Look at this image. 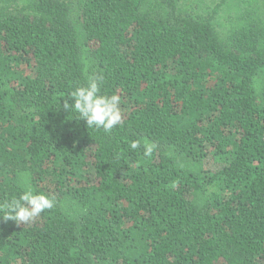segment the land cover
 <instances>
[{
	"label": "trees",
	"instance_id": "16d2710c",
	"mask_svg": "<svg viewBox=\"0 0 264 264\" xmlns=\"http://www.w3.org/2000/svg\"><path fill=\"white\" fill-rule=\"evenodd\" d=\"M94 76L110 133L63 108ZM25 172L56 205L0 264H264V0H0V201Z\"/></svg>",
	"mask_w": 264,
	"mask_h": 264
},
{
	"label": "clouds",
	"instance_id": "9594fccd",
	"mask_svg": "<svg viewBox=\"0 0 264 264\" xmlns=\"http://www.w3.org/2000/svg\"><path fill=\"white\" fill-rule=\"evenodd\" d=\"M102 77H89L85 84L70 92L69 98L63 101V108L76 114L77 121H84L89 128L102 129L110 133L122 123L121 97L101 93ZM130 149L141 147L140 140H133ZM155 145L145 140L143 156L151 157ZM139 161H137V166ZM19 191L10 199L0 201V218L14 221L17 224H29L42 213L56 205V199L45 192L38 191L34 186L30 173H21L18 177Z\"/></svg>",
	"mask_w": 264,
	"mask_h": 264
},
{
	"label": "rangeland",
	"instance_id": "374dc122",
	"mask_svg": "<svg viewBox=\"0 0 264 264\" xmlns=\"http://www.w3.org/2000/svg\"><path fill=\"white\" fill-rule=\"evenodd\" d=\"M121 106H122V103H121ZM121 109H122V107H121Z\"/></svg>",
	"mask_w": 264,
	"mask_h": 264
}]
</instances>
